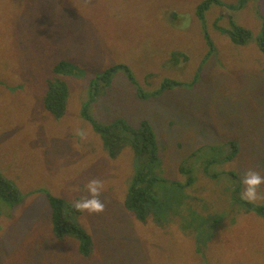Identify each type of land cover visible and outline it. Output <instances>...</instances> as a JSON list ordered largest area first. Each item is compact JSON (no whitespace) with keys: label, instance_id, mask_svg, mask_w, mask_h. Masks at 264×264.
Here are the masks:
<instances>
[{"label":"rangeland","instance_id":"rangeland-1","mask_svg":"<svg viewBox=\"0 0 264 264\" xmlns=\"http://www.w3.org/2000/svg\"><path fill=\"white\" fill-rule=\"evenodd\" d=\"M66 28L82 53L58 50ZM262 36L264 0H0V178L20 194L13 206L0 198V260L57 264L59 201L74 213L65 226L90 238L61 241L59 264H129L128 250L149 264H264V184L249 202L240 183L264 177ZM223 53L236 55L229 66ZM62 60L72 71L54 77ZM119 65L128 72L108 87ZM48 78L67 83L61 116L37 86ZM143 121L159 145L143 180L160 219L126 207L140 163L125 136ZM114 125L116 152L102 144ZM90 181L102 211L74 207Z\"/></svg>","mask_w":264,"mask_h":264},{"label":"trees","instance_id":"trees-1","mask_svg":"<svg viewBox=\"0 0 264 264\" xmlns=\"http://www.w3.org/2000/svg\"><path fill=\"white\" fill-rule=\"evenodd\" d=\"M62 38H61V44L58 45L59 51L63 49V52L70 53L72 50V38L75 36V29L66 28L62 32ZM260 45H264V36L258 39ZM57 45V42H55ZM264 48V46H263ZM72 64H70L69 61L62 60L56 66L54 67V77L56 75H61L65 73H69L72 71ZM108 74L106 75V79L104 82L108 84V87H111L113 85L114 79H112L111 73L116 72H123L125 75L128 72V69H126L124 66L119 65L114 69H109ZM37 80V79H35ZM130 82H133V85H138V83L135 81V79H127ZM59 82V83H58ZM171 84V82H170ZM37 86H42L47 90L46 96H45V108L51 112V114H55L56 116H61L65 113L66 110V102L65 98L67 96V83L60 80L55 81L53 78L48 79H42L37 81ZM96 91H92L91 96L89 98V103L86 106V109L88 107L95 103L97 97L99 96V93ZM97 95V96H95ZM138 95L141 98H148L152 97L153 94H149V92H142L138 91ZM95 101V102H94ZM104 103L107 104V99H104ZM142 113V112H140ZM97 122V120H95ZM98 123V122H97ZM99 127V126H98ZM100 128V127H99ZM117 126H110L107 131L116 129ZM106 129V128H105ZM104 129V133L105 132ZM132 134V135H131ZM128 137L130 138L132 143L133 152L136 154V159L139 160L140 165L137 167L135 171V176L133 178V186L128 189V197L126 199V207L129 209V211L135 213L138 217L145 216L146 214H150L153 216H159L160 218H163L162 211L165 210L164 205H161L160 202L157 199V195L155 191L153 190V186L155 185L152 181H144V174L147 173L148 169H150V166L154 163L153 161L156 158V150L159 148V145H157V139L154 136L153 128L150 127V125L146 122H142V129L140 131L131 133ZM103 143H107L113 150V152H116L118 147L121 144L122 140H118L115 134V131H109L106 135H104ZM158 146V147H157ZM151 162V163H150ZM142 184V185H141ZM146 185V186H145ZM19 195L18 188L14 186L13 184H8L6 181L2 180L0 178V198H3L4 201L11 206L15 205L17 203V198L15 196ZM148 199V200H147ZM52 200L50 199V202ZM56 204L54 201H52L53 204V216H54V229L53 232L50 235V243H52V249L49 253L51 261H54L57 257V264L61 261V257L57 256V253L59 251V243L63 240H66L67 237H82L83 238V246L86 247L90 242V238L87 232L82 230L83 233H80V226H77L76 230H70L65 225L69 222L70 216L72 217L74 215L72 210H69L66 212V218L64 214V205L61 204V202L57 201ZM170 203L167 201V211H169ZM163 207V208H162ZM178 208H180V205H178ZM255 211L260 213L261 208H256ZM162 212V213H161ZM152 219H157L156 217H152ZM59 241V242H56ZM87 244V245H86ZM81 253H86L84 250L81 249ZM131 254V259L129 264H149L147 261L143 259V257L140 255L138 251H130L128 250V255ZM210 254H213V251L209 252ZM216 254V251H215ZM208 261H206L204 264H207ZM0 264H26L24 259H17L12 260L9 262L7 259L0 260ZM94 264H99L98 262Z\"/></svg>","mask_w":264,"mask_h":264},{"label":"clouds","instance_id":"clouds-1","mask_svg":"<svg viewBox=\"0 0 264 264\" xmlns=\"http://www.w3.org/2000/svg\"><path fill=\"white\" fill-rule=\"evenodd\" d=\"M55 42H57L56 46H58L61 44V39ZM57 48L59 49V47ZM60 52H63V49ZM70 53H82V49L77 47L75 36L72 38V50ZM240 183L244 187L242 199H246L249 202H253L257 199V189L262 184H264V177H262L255 171H248L245 173ZM98 187L99 186L97 181H90L86 185V189L89 193V198H81L77 200L74 204V207L78 211H87L89 213L102 211L103 205L99 202L98 199H96V196L98 194Z\"/></svg>","mask_w":264,"mask_h":264},{"label":"crops","instance_id":"crops-1","mask_svg":"<svg viewBox=\"0 0 264 264\" xmlns=\"http://www.w3.org/2000/svg\"><path fill=\"white\" fill-rule=\"evenodd\" d=\"M232 56H236V55L235 54H231V53H223L222 54L223 60L226 61V66H229L231 63L234 62V60L232 59ZM237 56L240 57V55H238V54H237ZM240 59H244V58H240ZM239 65L246 67L247 64L239 63Z\"/></svg>","mask_w":264,"mask_h":264}]
</instances>
